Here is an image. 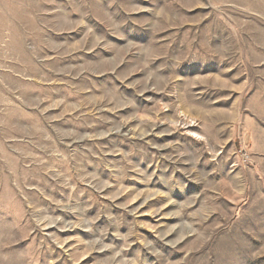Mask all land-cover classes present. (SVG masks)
Segmentation results:
<instances>
[{"label": "rangeland", "instance_id": "374dc122", "mask_svg": "<svg viewBox=\"0 0 264 264\" xmlns=\"http://www.w3.org/2000/svg\"><path fill=\"white\" fill-rule=\"evenodd\" d=\"M0 264H264V0H0Z\"/></svg>", "mask_w": 264, "mask_h": 264}]
</instances>
